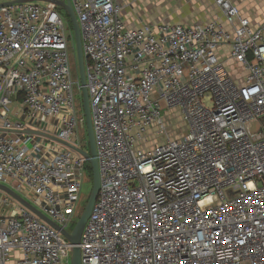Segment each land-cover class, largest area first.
I'll return each mask as SVG.
<instances>
[{
    "label": "built area",
    "instance_id": "2783aa9c",
    "mask_svg": "<svg viewBox=\"0 0 264 264\" xmlns=\"http://www.w3.org/2000/svg\"><path fill=\"white\" fill-rule=\"evenodd\" d=\"M207 2L204 22L132 26L118 0H71L101 177L82 264H264V28ZM68 31L53 4L0 7V184L71 233L87 161L23 133L83 149ZM0 192V264H69V240Z\"/></svg>",
    "mask_w": 264,
    "mask_h": 264
},
{
    "label": "water",
    "instance_id": "95a60500",
    "mask_svg": "<svg viewBox=\"0 0 264 264\" xmlns=\"http://www.w3.org/2000/svg\"><path fill=\"white\" fill-rule=\"evenodd\" d=\"M33 2H43V3L53 4L56 7L63 9L71 20L73 30H74V41H75L79 80H80V87H81V94H82L81 95L82 96V106H83V112H84L85 121H86L90 151L88 152L84 149L77 148L70 143L63 142L59 140L57 137L51 134L45 133V132H41L39 130L26 129L23 131V133L45 137L49 140L65 145L66 147L71 148L77 153H79L93 168V187H92V191L89 196L88 202L71 233L66 231L64 228L60 227L57 223L53 222L47 215L41 212L30 201H28L27 199L19 195L16 191L11 189L10 187L0 184V191L9 195L11 198L19 202L23 207H25L28 211H30L35 216H37L39 219H41L42 221L50 225L55 230L61 232L69 240V242L73 245L72 254L70 257V264H82L81 250H80L79 245L81 243V237H82L84 228L97 202L99 191H100V185H101L99 161H98V155H97V144H96L95 133H94L93 123H92L90 97H89V92L87 88L86 60H85L84 52H83L82 35H81V30H80V26L78 23V19L73 9L71 0H13L10 2L1 3L0 7L9 6L13 4L33 3Z\"/></svg>",
    "mask_w": 264,
    "mask_h": 264
},
{
    "label": "crops",
    "instance_id": "0c3cea01",
    "mask_svg": "<svg viewBox=\"0 0 264 264\" xmlns=\"http://www.w3.org/2000/svg\"><path fill=\"white\" fill-rule=\"evenodd\" d=\"M125 7L124 17L126 21L132 26L136 25L138 18L145 22H156L159 20H166L168 22L174 23H193L187 21V19L182 20L176 16V8L173 4L175 0H160L162 8L157 10L153 7H157L154 3L148 4L144 0H118ZM202 15L205 18H210L212 15L216 14V8L207 2V0H202ZM233 4L240 10L241 14L249 19L253 26L264 28V0H232ZM158 4V3H157ZM197 9H195L196 12ZM178 15V14H177ZM192 14L190 17L192 18ZM176 16V17H175ZM228 67L231 73L237 78L243 76L244 71L241 66L234 64L233 62H228Z\"/></svg>",
    "mask_w": 264,
    "mask_h": 264
},
{
    "label": "rangeland",
    "instance_id": "374dc122",
    "mask_svg": "<svg viewBox=\"0 0 264 264\" xmlns=\"http://www.w3.org/2000/svg\"><path fill=\"white\" fill-rule=\"evenodd\" d=\"M7 1H11V0H7ZM145 2H147L148 4H152L154 3L155 5H158L157 7H153V9L157 10L159 8H162L161 2L160 0H144ZM202 0H175L173 2L175 8H176V16H178V18H182V20L187 19V21H191L193 23H200V22H204L206 21L208 18H205V15H202V11L200 8H202ZM37 5L40 6H49V4L43 3V2H35ZM158 3V4H157ZM200 7V8H199ZM164 10V8H162ZM195 9L196 12H195ZM166 10H164L165 13ZM196 13V15H193L192 18L190 17L192 14ZM178 14V15H177ZM175 16V17H176ZM67 25V24H66ZM68 34L70 35L69 31ZM73 44L75 47V41L73 40ZM72 41L70 40L69 46L72 47L73 46ZM71 58H72V69H73V73H74V77L77 80V76H76V67H77V57L75 59L74 53L71 51ZM79 76V74H78ZM80 96L78 98V100H81V91L79 92ZM82 103V102H81ZM80 103V104H81ZM163 118L165 119H169V123H170V130H169V135L172 138H178L182 135L183 133V127H184V123L182 120V116L181 113L178 111H172L170 113L166 112L163 114ZM84 120H83V116L81 114L80 117V125H79V129H78V134L82 135V131H83V127H84ZM255 128H257V125H254ZM92 187H93V183H91L89 181V179L86 178L84 185H83V189H82V197H81V202H80V206H79V210H80V214L83 211V208H85L89 196L91 194L92 191ZM1 193V192H0ZM3 193V192H2ZM28 201L32 202V200L27 197L25 194H22ZM79 219V216L76 218V223ZM75 224H73L70 228L69 231H73ZM72 253V251H71ZM70 264V263H69Z\"/></svg>",
    "mask_w": 264,
    "mask_h": 264
},
{
    "label": "trees",
    "instance_id": "16d2710c",
    "mask_svg": "<svg viewBox=\"0 0 264 264\" xmlns=\"http://www.w3.org/2000/svg\"><path fill=\"white\" fill-rule=\"evenodd\" d=\"M59 10L62 12V14L64 15V17L67 20L68 27H69V32H70V40L72 41V44H73L74 30H73V26H72L71 20H70L69 16L66 14V12H64L60 8H59ZM72 52L74 53V56H75V59H76L77 56H76V49L74 47V44L72 46ZM78 74H79V72H78V63H77V67H76L77 79H79ZM81 102H82V97H81L80 103ZM80 107H81L82 116H84L82 103L80 104ZM83 119H84V122H83L84 123V127H83V131H82V135H80V138H81L82 143L84 144L83 145V149L89 152L90 151V146H89V140H88V135H87V127H86L85 116L83 117ZM86 173H87V179H89V181L91 183H93V168L88 162H86ZM83 210H84V208H83ZM82 212H81V214H82Z\"/></svg>",
    "mask_w": 264,
    "mask_h": 264
}]
</instances>
